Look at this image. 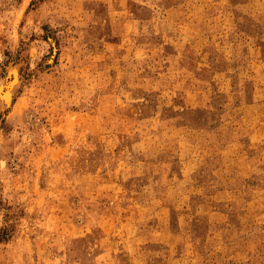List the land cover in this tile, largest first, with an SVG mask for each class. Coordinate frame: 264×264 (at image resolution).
Listing matches in <instances>:
<instances>
[{
  "label": "rangeland",
  "instance_id": "1",
  "mask_svg": "<svg viewBox=\"0 0 264 264\" xmlns=\"http://www.w3.org/2000/svg\"><path fill=\"white\" fill-rule=\"evenodd\" d=\"M14 62L0 264H264V0H0Z\"/></svg>",
  "mask_w": 264,
  "mask_h": 264
},
{
  "label": "bare ground",
  "instance_id": "2",
  "mask_svg": "<svg viewBox=\"0 0 264 264\" xmlns=\"http://www.w3.org/2000/svg\"><path fill=\"white\" fill-rule=\"evenodd\" d=\"M20 63H23V62H20ZM18 64L14 62V64L10 65L8 76H5L6 78L4 77L5 79L4 80L1 79L2 81H0V101L3 103V104L1 103L0 104L1 106L4 105V108H8L11 106L14 100L15 94L18 88L20 87V85L22 84V76H21L20 67Z\"/></svg>",
  "mask_w": 264,
  "mask_h": 264
}]
</instances>
